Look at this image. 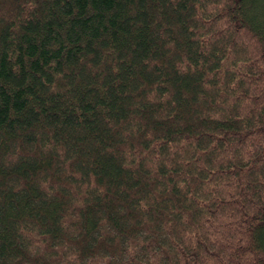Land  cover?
Listing matches in <instances>:
<instances>
[{
	"label": "trees",
	"instance_id": "obj_1",
	"mask_svg": "<svg viewBox=\"0 0 264 264\" xmlns=\"http://www.w3.org/2000/svg\"><path fill=\"white\" fill-rule=\"evenodd\" d=\"M0 264H264V0H0Z\"/></svg>",
	"mask_w": 264,
	"mask_h": 264
}]
</instances>
